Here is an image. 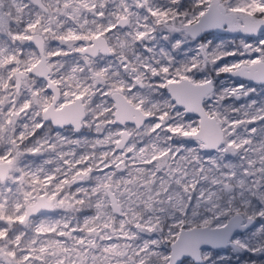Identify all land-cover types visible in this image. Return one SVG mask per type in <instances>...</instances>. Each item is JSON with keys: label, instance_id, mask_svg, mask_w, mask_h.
<instances>
[{"label": "snow or ice", "instance_id": "snow-or-ice-1", "mask_svg": "<svg viewBox=\"0 0 264 264\" xmlns=\"http://www.w3.org/2000/svg\"><path fill=\"white\" fill-rule=\"evenodd\" d=\"M0 264H264V0H0Z\"/></svg>", "mask_w": 264, "mask_h": 264}]
</instances>
